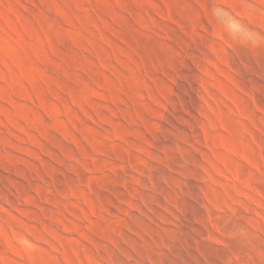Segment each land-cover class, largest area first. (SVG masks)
<instances>
[{
  "label": "rangeland",
  "instance_id": "rangeland-1",
  "mask_svg": "<svg viewBox=\"0 0 264 264\" xmlns=\"http://www.w3.org/2000/svg\"><path fill=\"white\" fill-rule=\"evenodd\" d=\"M0 264H264V0H0Z\"/></svg>",
  "mask_w": 264,
  "mask_h": 264
}]
</instances>
